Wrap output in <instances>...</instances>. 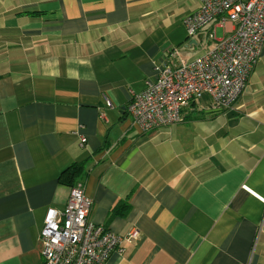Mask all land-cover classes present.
<instances>
[{"label": "crops", "instance_id": "crops-1", "mask_svg": "<svg viewBox=\"0 0 264 264\" xmlns=\"http://www.w3.org/2000/svg\"><path fill=\"white\" fill-rule=\"evenodd\" d=\"M198 9L0 0V264H44V220L65 208L60 176L75 163L90 219L141 233L107 264H264V47L231 108L205 98L146 134L128 112L155 65L174 51L171 64L194 61L236 29L215 19L190 37L183 20Z\"/></svg>", "mask_w": 264, "mask_h": 264}, {"label": "built area", "instance_id": "built-area-1", "mask_svg": "<svg viewBox=\"0 0 264 264\" xmlns=\"http://www.w3.org/2000/svg\"><path fill=\"white\" fill-rule=\"evenodd\" d=\"M215 19L230 21L236 29L206 55L191 61L155 65V76L133 93L128 106L132 125L141 133L183 121L185 111L205 98L216 109L233 107L246 88L264 47V0H199V9L183 23L194 37ZM215 35V34H214ZM107 107H112L106 100ZM86 142L81 137V145ZM93 200L82 182L70 188L64 209L47 211L41 232L44 264H107L123 244L135 243L140 231L120 236L91 219Z\"/></svg>", "mask_w": 264, "mask_h": 264}, {"label": "trees", "instance_id": "trees-1", "mask_svg": "<svg viewBox=\"0 0 264 264\" xmlns=\"http://www.w3.org/2000/svg\"><path fill=\"white\" fill-rule=\"evenodd\" d=\"M83 172V165L75 163L61 174L60 183L73 187L81 180Z\"/></svg>", "mask_w": 264, "mask_h": 264}, {"label": "rangeland", "instance_id": "rangeland-1", "mask_svg": "<svg viewBox=\"0 0 264 264\" xmlns=\"http://www.w3.org/2000/svg\"><path fill=\"white\" fill-rule=\"evenodd\" d=\"M224 37V30H222V29H219L218 31H217V38L218 39H222ZM214 48V44L211 46V48H210V50L211 49H213ZM202 53H200L199 55H197V56H200Z\"/></svg>", "mask_w": 264, "mask_h": 264}]
</instances>
